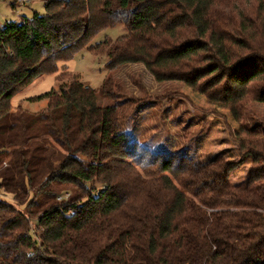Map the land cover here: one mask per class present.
I'll return each instance as SVG.
<instances>
[{
	"label": "trees",
	"instance_id": "16d2710c",
	"mask_svg": "<svg viewBox=\"0 0 264 264\" xmlns=\"http://www.w3.org/2000/svg\"><path fill=\"white\" fill-rule=\"evenodd\" d=\"M44 1L0 24V191L24 207L0 195V264H264V122L242 121L243 101L264 104V0ZM121 24L89 47L107 56L100 87L59 67ZM126 63L183 82L237 156L215 119L199 162L132 138L110 73ZM47 74L42 110L12 104Z\"/></svg>",
	"mask_w": 264,
	"mask_h": 264
},
{
	"label": "rangeland",
	"instance_id": "374dc122",
	"mask_svg": "<svg viewBox=\"0 0 264 264\" xmlns=\"http://www.w3.org/2000/svg\"><path fill=\"white\" fill-rule=\"evenodd\" d=\"M12 1L0 0V24L19 22L22 16L32 17L35 12L40 14L46 12L44 0H29L16 7L12 6ZM126 32L122 24L102 30L70 60L60 61L59 67L67 66L87 86L100 87L108 74L105 67L107 56L105 52L93 53L89 47L105 39L115 40ZM110 73L115 80V93L118 94L116 100H119L127 131L140 144L156 152L171 154L183 152L199 162L203 156L204 141L214 133L212 120L215 119L219 126V133L215 134V137H218L222 143L217 148H225L233 157L237 156V146L224 120L210 113L203 101L190 102L185 97L183 82L178 80L158 82L143 63H126ZM58 86L55 74L38 76L13 97L12 104L17 106L22 103L29 111H40L47 105V100L31 102L29 98L44 94ZM109 102L107 99H102V104ZM242 106L243 123L252 125L264 122V104L247 98ZM0 195L20 207L10 194L0 191ZM62 195L68 197L70 192L64 191ZM20 208L24 210L23 206ZM32 221L35 223L34 220Z\"/></svg>",
	"mask_w": 264,
	"mask_h": 264
},
{
	"label": "built area",
	"instance_id": "2783aa9c",
	"mask_svg": "<svg viewBox=\"0 0 264 264\" xmlns=\"http://www.w3.org/2000/svg\"><path fill=\"white\" fill-rule=\"evenodd\" d=\"M27 2H28V0H17V3L18 4H25Z\"/></svg>",
	"mask_w": 264,
	"mask_h": 264
}]
</instances>
